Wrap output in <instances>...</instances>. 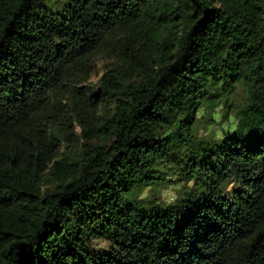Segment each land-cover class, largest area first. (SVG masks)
Here are the masks:
<instances>
[{"label":"trees","instance_id":"1","mask_svg":"<svg viewBox=\"0 0 264 264\" xmlns=\"http://www.w3.org/2000/svg\"><path fill=\"white\" fill-rule=\"evenodd\" d=\"M0 264H264V0H0Z\"/></svg>","mask_w":264,"mask_h":264},{"label":"rangeland","instance_id":"2","mask_svg":"<svg viewBox=\"0 0 264 264\" xmlns=\"http://www.w3.org/2000/svg\"><path fill=\"white\" fill-rule=\"evenodd\" d=\"M107 60L101 59L92 74L91 82L97 83L103 75ZM249 92L244 83H239L237 89L227 100H222L214 105L208 106L200 111V121L196 126V134L199 137H216L221 138L224 131H233L236 129L237 120L235 117L236 111L248 101ZM228 105V106H227ZM182 183L168 184L167 186L149 187L142 193L143 196L155 195L160 198L161 202L170 203L173 197H176Z\"/></svg>","mask_w":264,"mask_h":264}]
</instances>
